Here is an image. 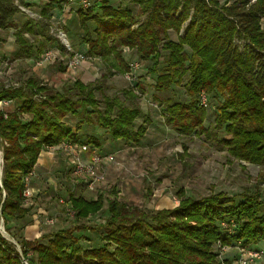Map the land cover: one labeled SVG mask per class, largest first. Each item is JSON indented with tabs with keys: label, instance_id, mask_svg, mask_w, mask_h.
I'll list each match as a JSON object with an SVG mask.
<instances>
[{
	"label": "trees",
	"instance_id": "obj_1",
	"mask_svg": "<svg viewBox=\"0 0 264 264\" xmlns=\"http://www.w3.org/2000/svg\"><path fill=\"white\" fill-rule=\"evenodd\" d=\"M128 1L138 7L142 19L131 8L113 6L108 0L90 2L86 9L79 4L83 54L99 58L110 75L124 74L130 71L123 53L127 48L141 61L152 62L148 72L156 73L152 86L157 92L180 84L187 75L188 100H167L162 109L166 124L183 136L210 135L199 98L202 92L208 98L213 94L218 97L213 127L217 143L233 157L264 163V0H232L229 5H220L219 0ZM62 3L46 0L38 4L39 18L25 17L18 25L14 17L23 13L18 5L29 8L35 4L0 0V29L14 30V59H37L50 48L64 51L50 33L52 10L61 9ZM182 28L176 40L169 38V31L179 33ZM36 93L44 97L38 98ZM140 93L143 85L139 82L134 89L122 91L123 99L107 95L99 80L84 83L74 79L60 90L35 76L16 87L0 82V101L18 102L12 109L0 106V217L6 231L9 219L17 221L30 214L23 206V177L48 146L70 136L100 148L101 142L94 136L80 140L76 131L82 124L105 129L114 141L140 143L151 122L136 101ZM69 115L80 117L75 127L66 121ZM139 117L142 120L136 122ZM221 129L226 136L220 138ZM260 175L259 183L264 184V172ZM110 194L108 215L99 227L101 246L83 249L78 245L74 230L94 229L82 224L33 240L12 232L20 251L0 234V264H24L23 259L28 264H78L80 260L88 264H222L212 247L216 241L252 249V244L264 241V188L244 193L241 199L222 191L197 199L179 190L176 206L155 210L120 201L114 189ZM68 200L78 221L103 207L101 194L87 199L69 192Z\"/></svg>",
	"mask_w": 264,
	"mask_h": 264
},
{
	"label": "rangeland",
	"instance_id": "obj_2",
	"mask_svg": "<svg viewBox=\"0 0 264 264\" xmlns=\"http://www.w3.org/2000/svg\"><path fill=\"white\" fill-rule=\"evenodd\" d=\"M231 1L232 0H219V4L229 5ZM113 6L123 7L120 5ZM129 8L132 9L133 15L136 16V18H143L138 17L137 6ZM39 9L38 4H35V6L21 9V11L25 17L38 19ZM56 18L52 17L50 19V33L57 39V42L64 47V53L60 52L57 48H50L55 49L53 50L55 59L44 63L42 66L35 65L37 67H42L41 74H38V71H34L31 68L35 63H32L28 59H21L15 62L13 57H8V60H4L0 57V82L9 83V86H19L23 84L29 76H42L43 78H37L53 89L60 90L64 84L72 82L74 79H79L84 83L96 82L99 80L103 82V88L107 95L117 94L121 99H123L122 91L129 88L134 89L135 84L139 82L143 85V93L139 94L136 101L141 107L142 112L149 115L151 122L147 127L145 136L137 145L127 143L124 140L114 141L110 138L105 129L82 124L79 129L81 132H78L79 135L77 134L80 140L85 139L86 136L96 137L101 142L100 148L94 146V144L91 145L95 149L98 148L100 154H112L115 159L112 162H106L100 166L99 171L103 174V179L96 184L97 190L95 193L86 190L83 186L84 184L82 183V185L78 182L82 179L77 177L78 175L74 174L69 167H67L66 170L67 175L64 183L66 184L67 182L70 186L68 185V187H66L57 180V187L51 189V184L42 182L44 188L43 192H47L48 194L53 193L51 195V200L54 202L55 209L54 215H50V217L45 216V219L46 217L51 218L53 222H45V225L43 224L44 229L41 235L46 236L55 230L82 224L87 227L92 226L94 229L74 230L73 234L78 240V245L83 249L101 246L104 241L101 239L102 232L99 227L104 225L105 218L108 215L106 200L111 197L110 192L113 189L116 191V197L120 201L137 205L146 210H155L176 206L179 202L177 196L179 190H183L185 196H192L197 199L212 192L217 193L220 191L233 195L236 199H241L244 193L254 192L257 188H264V184L259 183L262 177L260 174L264 172V163L252 164L248 161L233 157L227 151L226 147L217 143L213 128L214 116L216 113L215 107L218 103L217 96H213L212 94L208 98L209 95L206 96L205 93L202 92L199 98V104L206 110L204 126L210 132V135L207 136V134L204 133H192L189 136L180 135L175 129L166 124L162 109L166 105L167 100L171 102H186L188 100L185 91V84L188 79L187 75L184 76L180 84H172L167 91L157 92L152 86L156 73L148 72L152 62L141 61L134 52L127 48H123L126 60L129 64H136L135 68L130 66V71L127 73L110 75L111 73H107L104 63L99 58L89 57H85L78 67L69 68L67 67V61L72 56L70 55L71 52L84 51L82 49L84 46L78 41V48L73 46L68 33V30L77 32L76 34H79L77 35V39L79 40V37L82 35L79 27V18L75 17L70 22L65 18ZM262 25L264 27V19L262 20ZM89 26L91 27L92 24H89ZM182 33L183 28L179 33L169 31L168 35L169 38L176 40ZM187 52H190L189 49H187ZM161 53L164 54L165 52L162 51ZM161 65L162 63L159 64V66ZM7 66H11L13 69H17V71L5 73L8 68ZM84 71L86 72L83 75ZM42 74H44V76ZM136 91L138 90L136 89ZM95 95L97 98L101 99L99 92H95ZM35 96L38 98L44 97L42 93H36ZM2 107H7V105H3ZM79 120L80 117L73 115H69L66 119L72 127H75ZM141 120L142 117H139L136 122H140ZM218 136L220 138L226 136L223 129L218 131ZM68 137L72 139V137ZM54 147L62 152L61 154L68 166V158L60 143L48 146L46 149H52ZM81 156L84 160L90 159L89 152H83ZM31 171L33 172V169ZM36 177L37 176H34V180L37 179ZM33 185L34 182L31 176L29 187L32 189L33 194L30 198H25L22 191L23 206L30 210V214L33 210L31 201L36 199L39 192ZM0 188H2V184ZM69 192L73 195H81L87 199L96 198L101 194L103 196V207L96 214L89 216L87 219L78 221L75 218V210L68 200ZM2 197L4 198L5 195ZM68 210H70L72 214H70ZM230 219L226 218V220ZM21 220L22 219L17 221L9 219L7 222L9 231H6L5 228L4 233L0 231V234H3L2 237L7 242L13 244L20 250L21 246L18 243V239L11 234L15 232L17 236H23ZM229 226L230 225H228V228ZM237 245L239 244L223 245L221 242L216 241L212 247L214 252L218 253L217 259L222 264L224 260H230V264H241L239 261L240 251ZM252 247L262 252L258 257L247 264H255L262 260V258L264 260V241L252 244ZM232 248L235 250V254H229ZM242 254H244V252ZM78 264H88V262L80 260Z\"/></svg>",
	"mask_w": 264,
	"mask_h": 264
},
{
	"label": "crops",
	"instance_id": "obj_3",
	"mask_svg": "<svg viewBox=\"0 0 264 264\" xmlns=\"http://www.w3.org/2000/svg\"><path fill=\"white\" fill-rule=\"evenodd\" d=\"M25 2L33 3V4H41L45 2L46 0H24ZM90 2L93 1H100V0H89ZM113 5H120L123 7H132V4L128 0H108ZM62 7L57 8L55 7L52 10V17H59L68 19V22L72 21L77 16V9L79 8L78 1L75 2H67L66 0H62ZM35 6V5H33ZM25 19V16L23 13H18L15 15L14 20L15 22L20 25ZM57 19V18H56ZM13 28H5L0 29V57L4 60H8V57H14V53L17 50L16 45L14 43V37H13ZM69 38L71 40V43L73 46L78 48L79 40L77 39V32L68 30ZM83 49V48H82ZM15 62L21 59H14ZM25 60V59H24ZM32 63L35 61V59L30 58L28 59ZM7 62V61H6ZM22 63V62H20ZM5 73H12L17 69H13L11 66H7ZM34 71H38V74L42 73L41 68L37 67L35 64L31 67ZM41 72V73H40ZM86 71L83 72V75ZM44 76V74H42ZM11 77V76H9ZM41 77L42 76H36ZM4 86H9V83H3ZM16 101H9L7 104L8 109H12L16 106ZM78 132H81V130H77L76 134L79 135ZM62 152L58 151L55 147L52 149H46L42 150L38 158L36 160V163L33 167V176L32 181L34 182V188H37L38 195L36 196V199L31 201V205L33 206V210L30 215H28L26 218H23L21 220L22 222V233L24 238L26 239H33L41 235L43 233V224L45 225V216L50 217V215H54V209L55 205L53 200H51V195L47 192L44 193V188L42 186V182L51 184V189L57 187L56 181L59 180L61 184H64V186L68 187L70 184L64 183L66 181L65 177L67 175V165L66 161L61 154ZM34 176H37L34 180ZM47 185V184H46ZM60 188V186H59ZM57 190V189H55ZM94 193V192H93ZM46 217V218H47ZM230 253L235 254V250L232 248L229 251ZM255 264H264V260L258 261Z\"/></svg>",
	"mask_w": 264,
	"mask_h": 264
},
{
	"label": "built area",
	"instance_id": "obj_4",
	"mask_svg": "<svg viewBox=\"0 0 264 264\" xmlns=\"http://www.w3.org/2000/svg\"><path fill=\"white\" fill-rule=\"evenodd\" d=\"M67 2H75L78 1L80 6L83 9H86L90 6L89 0H66ZM253 1V0H252ZM17 2V0H16ZM20 9H24L25 7L18 5ZM69 48V47H68ZM55 49H48L46 50L41 56L37 59H35L34 63L37 66H42L44 63L53 61L55 59ZM86 56L83 54V52H73L70 59L67 61V67L69 68H75L78 67L80 62L85 58ZM135 68L136 64L130 63L129 67ZM12 87H16L11 85ZM9 101H0V106L7 105ZM63 151L65 152L67 158H68V167L72 169L74 174H77L81 181H78L80 184L84 186L86 190L89 192H96L97 186L102 179L103 174L99 171V168L101 165H103L106 162H112L114 161V156L112 154H100L98 152V149H95L91 144L86 142H77L73 141L69 137L65 138L60 142ZM90 153V159L84 160L81 156V153ZM2 149L0 147V179H1V172H2V165H3V158H2ZM33 176V172H28L24 177V188H23V196L25 198H30L33 194L32 189L29 187L30 184V178ZM84 180V181H83ZM1 181V180H0ZM1 185V182H0ZM4 190L2 191V196H4ZM70 214L72 212L68 210ZM46 223H52L53 219L46 218ZM221 225L223 227H227L228 223L222 222ZM0 231L4 233V227H3V219L0 217ZM3 235V234H2ZM18 251H20L19 248H16ZM240 251V258L239 261L241 264H247L248 262L252 261L256 257L259 256V254L262 252L261 250H256L252 248H239ZM244 252V254H242ZM251 258V259H250ZM24 264H28L25 259L22 260Z\"/></svg>",
	"mask_w": 264,
	"mask_h": 264
}]
</instances>
